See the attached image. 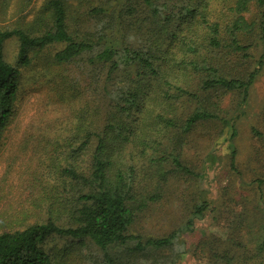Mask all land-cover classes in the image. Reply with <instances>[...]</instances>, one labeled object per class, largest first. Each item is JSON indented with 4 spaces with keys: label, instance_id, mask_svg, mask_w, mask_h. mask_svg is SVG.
<instances>
[{
    "label": "trees",
    "instance_id": "obj_1",
    "mask_svg": "<svg viewBox=\"0 0 264 264\" xmlns=\"http://www.w3.org/2000/svg\"><path fill=\"white\" fill-rule=\"evenodd\" d=\"M0 10L15 19L0 25V143L18 129L21 69L42 58L63 70L57 108L36 111L38 123L51 115L45 156L26 168L38 215L0 229V264H179L187 254L195 264H264V105L249 129L258 169L248 182L236 145L264 68V0H0ZM11 38L14 63L4 56ZM199 129L210 163L226 143L235 175L214 199L180 151ZM18 133L22 143L34 131ZM183 179L193 192L181 221L145 231V214ZM206 217L224 236L189 243Z\"/></svg>",
    "mask_w": 264,
    "mask_h": 264
},
{
    "label": "rangeland",
    "instance_id": "obj_2",
    "mask_svg": "<svg viewBox=\"0 0 264 264\" xmlns=\"http://www.w3.org/2000/svg\"><path fill=\"white\" fill-rule=\"evenodd\" d=\"M0 12V25L2 27H12L11 24L15 19L4 21L8 16H6V13L10 11L0 10ZM17 48L18 42L14 38L5 42L4 56L8 62H15ZM54 49L56 47L52 46L46 52H52ZM45 61L46 59L41 58L30 67L21 69L18 91L19 113L15 120L16 123L18 122V129L13 130L12 134L8 136L9 138L5 137L0 143V229L3 230L7 229L8 226L18 225L17 221H21L19 223L21 225L29 223L38 215L37 210L32 205V198L39 197V186L38 183H34L29 179L26 168L30 166L33 170L38 163V158L42 159L45 156L46 150L43 151L42 147L50 141L46 140L50 137L42 136L44 132L41 128L46 127V122L51 115L40 117L41 120L38 123L36 111H41L42 108L45 110L57 108L56 98H59L60 95L56 94V90L59 91L56 81H58L57 76H61L63 71L61 66H43ZM53 74L55 75L53 76ZM263 105L264 68L252 85L248 108L236 125L238 129L236 136L237 162L239 164L237 168L247 174L245 177L247 182L255 175V171H252V169H258L253 160L250 162V157L247 159L251 142L249 129L251 125L255 124ZM53 117L55 124L61 122L59 112L55 111ZM27 124L30 125L34 133L29 137L30 139L23 140L24 143H21V135L18 132L22 131ZM211 144L209 136L207 135L205 138L203 129H199L185 138V143L180 147V151L187 166L203 174L201 186L203 189L208 190V196L214 199L221 195L222 188L231 182L234 173H231L228 169L229 158L226 143L219 144V147L212 153L216 156V160L213 163L209 162L211 159L208 157ZM190 184L191 181L186 179H183V182L174 181L162 198V207L156 210L153 207L145 214L144 219L141 221L142 228L154 235H160L167 233L173 224L180 222L186 211V206L190 202L189 192H193ZM238 185L239 182L235 181L234 185L230 186L234 188L237 186L236 191L242 195L250 196V198L256 196L255 189H250L251 187L249 188L246 185L238 187ZM180 194H183L184 197L180 198ZM171 196H177L178 198L172 200ZM209 233L224 236V230L217 226H210L209 218L206 217L196 222L193 233L187 236V241L193 244ZM179 264H195V262L187 254Z\"/></svg>",
    "mask_w": 264,
    "mask_h": 264
}]
</instances>
